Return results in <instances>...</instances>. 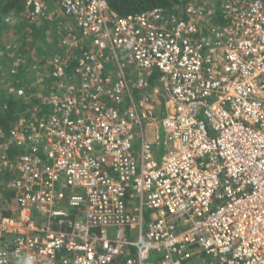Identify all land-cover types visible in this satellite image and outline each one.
<instances>
[{
    "label": "built area",
    "instance_id": "1",
    "mask_svg": "<svg viewBox=\"0 0 264 264\" xmlns=\"http://www.w3.org/2000/svg\"><path fill=\"white\" fill-rule=\"evenodd\" d=\"M23 1L29 22L53 17ZM55 3L78 33L57 26L47 114L0 143L17 210L0 264H264V0Z\"/></svg>",
    "mask_w": 264,
    "mask_h": 264
},
{
    "label": "trees",
    "instance_id": "2",
    "mask_svg": "<svg viewBox=\"0 0 264 264\" xmlns=\"http://www.w3.org/2000/svg\"><path fill=\"white\" fill-rule=\"evenodd\" d=\"M109 7L118 14H126L129 12H137L149 9L153 6H163L168 9L183 5L186 1H192L195 4H205L217 8L222 0H107ZM51 6L55 0H46ZM46 3V4H47ZM27 7L23 0H0V41L5 39L7 45L3 51H0V64L2 65L0 72H6L5 80L0 83V143L8 139L9 131L13 127H27L30 121H38L43 118L48 108L41 103L37 97L38 91H44L50 85L51 72L55 65L56 57H63L65 51L60 45L61 34L58 33V25H55L50 20L43 18L38 22H29L25 16ZM22 14L23 21L16 23H8L4 19L11 12ZM225 21L223 14L217 13L214 18L215 24H222ZM28 32L20 39L18 48L13 49V44H17L11 40L12 33L18 31V28H24ZM58 24L63 25L62 22ZM29 26V27H28ZM18 27V28H17ZM68 27V26H67ZM69 30L75 32L76 29L68 27ZM65 29L62 30V32ZM76 33V32H75ZM14 34V33H13ZM10 40V42H9ZM41 46V47H39ZM17 52L11 57V52ZM71 54L70 61L77 56V50ZM25 53V54H24ZM10 62L9 65L4 63ZM35 64L36 75L30 70V65ZM32 66V65H31ZM14 68L15 72L10 74V69ZM67 70H70L68 67ZM133 77V70H129ZM2 79L0 75V80ZM39 79H42L39 81ZM154 77H151L153 80ZM2 83H4L2 85ZM42 85V86H41ZM5 87L6 89L2 90ZM23 88L25 95L19 96L17 89ZM134 94H137L135 89ZM9 178V173L6 170H0V212L3 215H10L12 201L16 195V191L12 188H7L4 184ZM6 188V189H5ZM15 203V201H14Z\"/></svg>",
    "mask_w": 264,
    "mask_h": 264
},
{
    "label": "rangeland",
    "instance_id": "3",
    "mask_svg": "<svg viewBox=\"0 0 264 264\" xmlns=\"http://www.w3.org/2000/svg\"><path fill=\"white\" fill-rule=\"evenodd\" d=\"M45 1V4H46V0H44ZM53 9L56 11H53ZM58 9H59V7L55 4H52L50 7H47V10L50 12V11H53V17H54V19H56L55 20V22H54V24L55 25H58V22H62L63 24L65 23L69 28H70V25H71V23L72 24H76L75 23V19L73 18V17H70L69 16V20H70V22H69V20H67L68 19V17L67 16H65V14H63L62 13V11L60 10V12L58 11ZM1 12V11H0ZM26 14H27V10H26V12H25V16L24 17H26ZM6 17H10L11 19H12V21H14L13 23H18L19 21L20 22H22L23 21V16H22V14H20V13H17V12H11L10 14H8ZM25 26H27V25H23L22 27H24V28H18V31H16V32H13L12 33V37H11V40H13L14 42H17V44L15 43V44H13V49L14 50H16L15 48H18L16 45H18L19 46V44H20V39H22L23 38V36L28 32V30H25ZM29 27V26H28ZM75 32H77V31H75ZM9 42H10V40H9ZM7 45V42L5 41V39H3V40H1L0 41V51H3V49H5V46ZM39 47H41V46H39ZM16 53L17 52H15L14 53V51L13 52H11V57H13L14 55H16ZM25 54V53H24ZM5 65H9L10 64V62H6V63H4ZM32 65V66H31ZM30 65V70L33 72V75H36L37 73L35 72V67H36V65L33 63V64H31ZM1 67H2V65L0 64V70H1ZM1 75V77H2V79L0 80V83H1V81H3V79L5 80L6 78L4 77V75H2V74H0ZM4 83H2V85H3ZM4 86V85H3ZM42 86V85H41ZM4 89H6L5 87H3L2 88V90H4ZM158 132H159V135L162 137V135H163V129L162 128H159V130H157ZM144 132H145V134H146V136L147 137H149V139H151L152 141H155V138H156V136H157V134H156V131H155V126L154 125H151V126H149V125H146V128L144 129Z\"/></svg>",
    "mask_w": 264,
    "mask_h": 264
},
{
    "label": "crops",
    "instance_id": "4",
    "mask_svg": "<svg viewBox=\"0 0 264 264\" xmlns=\"http://www.w3.org/2000/svg\"><path fill=\"white\" fill-rule=\"evenodd\" d=\"M47 3V2H46ZM54 5L56 4V3H53ZM46 6L47 7H50L49 6V4L47 3L46 4ZM53 11H55L54 9H53ZM58 11L60 12V8L58 9ZM56 12V11H55ZM65 16H67V15H65ZM68 17V19L67 20H69V16H67ZM71 17V16H70ZM48 20H50L51 22H55V20L56 19H54V17H52V18H47ZM69 22H70V20H69ZM65 24V23H64ZM66 25V24H65ZM67 26V25H66ZM70 27H72V28H75L76 29V26H75V24H72L71 23V25H70ZM76 31H77V29H76ZM75 33V32H74ZM76 33H78V32H76ZM155 100H156V103H157V105L158 106H161L162 105V102H163V100H162V97H160V96H157L156 98H155ZM159 109V108H158ZM155 123V124H154ZM153 124H154V126H155V130L156 129H158L159 130V127H158V122L157 121H155ZM6 189V188H5ZM10 208H11V214L10 215H13V216H16L17 215V210H16V204L14 203V201H12V205L11 206H9ZM74 213V215H78L79 213L78 212H76V211H74L73 212ZM0 214H1V212H0ZM144 221H146V220H148V219H150V217H151V214H152V211L151 210H145L144 211ZM11 264H25L24 263V261H20V262H18V263H11Z\"/></svg>",
    "mask_w": 264,
    "mask_h": 264
}]
</instances>
